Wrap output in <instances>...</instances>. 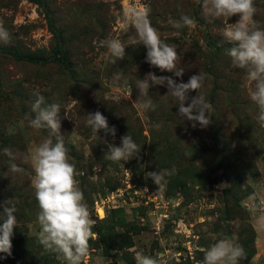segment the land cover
Segmentation results:
<instances>
[{
    "label": "rangeland",
    "instance_id": "374dc122",
    "mask_svg": "<svg viewBox=\"0 0 264 264\" xmlns=\"http://www.w3.org/2000/svg\"><path fill=\"white\" fill-rule=\"evenodd\" d=\"M42 1L0 0V22L9 33L0 49L42 59L27 63L0 53V203L10 200L16 208L11 241L26 246L39 264H67L38 240L29 157L48 130L32 128L28 117L42 95L46 103L61 105V135L96 221L82 264H136L137 251L163 254L167 264H202L204 251L224 236L243 248L240 264H264V126L256 119L244 71L233 68L227 55L233 45L222 37L224 23L206 17L199 0ZM254 6L256 25L264 29V0H254ZM145 8L161 39L176 48L183 77L145 63L147 50L129 23ZM184 15L195 20L194 29L173 27ZM112 39L126 48L115 63L107 49ZM58 49L66 61H53ZM66 62L71 71L63 69ZM149 72L178 83L203 74L210 126L193 128L178 115L166 86L150 88L144 98L152 99L155 110L141 109L137 82ZM97 110L116 128L114 138L103 131L94 135L86 125L87 115ZM126 134L141 148L139 156L119 164L105 159L104 141L119 146ZM10 163L22 171L9 172ZM164 169L175 171L158 191L145 174ZM0 264L14 262L0 253Z\"/></svg>",
    "mask_w": 264,
    "mask_h": 264
},
{
    "label": "clouds",
    "instance_id": "9594fccd",
    "mask_svg": "<svg viewBox=\"0 0 264 264\" xmlns=\"http://www.w3.org/2000/svg\"><path fill=\"white\" fill-rule=\"evenodd\" d=\"M202 11L212 20L224 23L222 37L233 46L228 48L227 55L233 68L243 70L245 80L252 90L250 100L258 109L257 121L264 126V29L257 27L254 15L256 8L254 0H199ZM149 9L135 12L129 17V23L135 29V39L146 51L145 63L161 73H172L175 77L184 76V69L178 66L180 56L175 47L165 43L156 28L148 18ZM232 17H238L235 23H229ZM173 27L194 29L196 22L190 16H181L179 21H173ZM9 33L0 22V42H7ZM108 54L113 63L123 60L126 54L124 43L119 39L107 42ZM205 76L194 74L187 82H177L172 76H157L149 72L137 82L139 97L138 106L147 111L155 110L151 98L148 97L150 88L166 86L167 95L175 98L178 115L191 122L193 128L199 124L206 129L212 123L209 115L210 104L201 89L204 87ZM195 92V96H190ZM74 102H77L74 100ZM187 104V106H186ZM29 124L34 129H47L48 136L33 150L29 159L34 169L32 186L38 202L37 220L40 225L39 243L45 251L60 255L67 264H82L89 255V241L94 237L92 231L96 221L92 218L89 207L85 202L84 193L76 179L75 164L70 162L68 148L64 136L61 135V105L46 103L42 95H37L31 105ZM86 125L94 135L103 131L105 136H116V128L110 127L106 116L99 110L89 113ZM159 128V125H156ZM107 152L104 158L113 163L128 162L139 156L141 148L130 134L121 137V143L116 146L104 141ZM12 157L11 151L4 150ZM124 163L122 166H124ZM22 171L15 163H10L9 172ZM175 169H164L159 172H147L145 179L152 180L163 189L166 177L171 176ZM0 253L11 255L13 230L17 227L16 208L10 200L0 203ZM264 220V217L261 218ZM244 250L232 238L224 236L204 251L202 264H240L244 258ZM136 264H167L163 254L152 257L137 251Z\"/></svg>",
    "mask_w": 264,
    "mask_h": 264
},
{
    "label": "trees",
    "instance_id": "16d2710c",
    "mask_svg": "<svg viewBox=\"0 0 264 264\" xmlns=\"http://www.w3.org/2000/svg\"><path fill=\"white\" fill-rule=\"evenodd\" d=\"M29 1L36 2L41 5L44 4L42 0H29ZM56 38L58 41L61 42L60 36H57ZM58 52H59V57L58 58L53 57L54 58L53 61L55 63L66 61L67 60L66 52L62 49L61 50L58 49ZM0 53L10 54L12 57L16 58L17 60L25 61L27 63H38L42 60L41 58L33 56V55H28V54L19 55L16 52L11 51L10 49H6V48L0 49ZM63 69L64 70L66 69L65 71L70 70L68 62L64 64ZM13 242L14 241H11L12 249H11V255L10 256L8 255V260H12L14 264H39V260L35 259L34 255L30 253V250H26L25 248L26 246H22L21 244H20L21 246H19L18 244H14ZM37 258L41 260L43 259V255L39 254ZM242 261L243 259H241L240 262Z\"/></svg>",
    "mask_w": 264,
    "mask_h": 264
}]
</instances>
